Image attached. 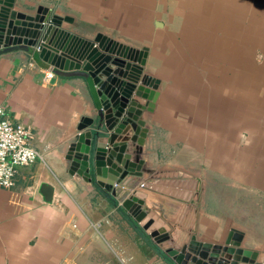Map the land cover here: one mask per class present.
<instances>
[{
  "label": "crops",
  "instance_id": "crops-1",
  "mask_svg": "<svg viewBox=\"0 0 264 264\" xmlns=\"http://www.w3.org/2000/svg\"><path fill=\"white\" fill-rule=\"evenodd\" d=\"M6 5L27 20L60 21L45 26L42 47H0L3 118L28 129L41 155L16 169L13 187L0 188V264H174L122 207L153 175L171 174L163 178L187 182L190 192L198 183V205L184 210L182 230L191 229L200 243L225 246L230 233L222 237L205 216L203 176L212 160L227 168L249 147L254 163L264 166V123L242 112L249 100L247 110L264 118V65L249 61L252 52L264 54V0H0V9ZM96 39L127 55V79L137 78L139 86L146 78L152 92L149 100L132 95L136 105L127 111L146 129L134 154L152 174L141 179L118 183V163L69 154L79 136L103 126V117L85 79L44 78L47 69L70 72L77 62L95 61ZM234 116L240 121L233 126ZM245 128L250 137L243 147ZM146 195V206L175 224L181 203ZM240 243L264 260L259 243L246 234Z\"/></svg>",
  "mask_w": 264,
  "mask_h": 264
},
{
  "label": "water",
  "instance_id": "water-1",
  "mask_svg": "<svg viewBox=\"0 0 264 264\" xmlns=\"http://www.w3.org/2000/svg\"><path fill=\"white\" fill-rule=\"evenodd\" d=\"M59 21L57 17L27 20L18 13L10 12V5H6L0 9V47L3 46L6 52L27 51L28 48L33 49L38 45L42 47L40 39L45 26L54 25ZM102 41L103 39L95 40L98 43V47L93 51L96 52L95 61H76L80 67L75 71L54 70L60 78H82L88 82L104 122L102 127L97 126L91 132L79 136V144H73L69 154L76 150L84 152V156H89L91 160L93 156H96V159L103 156L107 157L109 162L118 163L122 167L118 183L125 176L141 179L143 173L152 174L142 168L141 161H136L134 154L137 149L135 144H140L141 141L137 138L144 137L146 129H142L141 123L134 120L127 111L130 104L136 105L131 101L132 95L149 100L152 92L147 88L146 78L139 86L137 78L127 79L131 67L125 59L130 58L115 51L114 47L112 50L105 49ZM91 55L92 53L89 57ZM132 69L137 73L140 71L138 67ZM126 87L129 92H124ZM82 144L86 147L80 149ZM129 148H133L130 153ZM85 163L88 164L86 158L83 160V164ZM165 176L153 175L145 179L141 188L134 189L126 197L122 207L156 244L162 246L166 257L174 264H264V260L258 261L259 253L240 248L242 236H236L235 232L229 234L225 246H218L200 243L195 235L191 234V229L182 230L180 219L184 216L186 208L197 207L200 187L197 183L190 192L187 182L169 179L173 177L171 174L166 176L168 179H164ZM146 191L160 193L181 203L182 208L175 224H166L163 218H159L146 206Z\"/></svg>",
  "mask_w": 264,
  "mask_h": 264
},
{
  "label": "rangeland",
  "instance_id": "rangeland-1",
  "mask_svg": "<svg viewBox=\"0 0 264 264\" xmlns=\"http://www.w3.org/2000/svg\"><path fill=\"white\" fill-rule=\"evenodd\" d=\"M249 58H251L249 61L255 65H264V54L258 51L249 54ZM247 102L250 101L246 100L242 104L243 114L248 116L246 118L260 121L262 125L264 118L252 115L246 106ZM231 121L234 126L240 120L234 116ZM247 130L245 128L242 134L240 133L243 136L240 141L244 140L243 147L246 139L250 137ZM236 132L235 137L238 136ZM259 138L260 135L255 140L259 141ZM232 143L236 144V141ZM252 152L250 147L248 150H242L241 156L237 152L238 155L233 156L238 158L232 159V164L227 168L217 166L220 162L216 159L212 160L210 171H206L203 176L205 181L201 200L206 206L205 216L216 223L217 232L222 237L225 233L231 232H235L236 236L246 234L249 240L259 243L256 249L264 252V181H257L258 174L264 172V166L261 163H254L256 160L252 157ZM228 153L231 156L235 150H229ZM240 158L243 159L240 161Z\"/></svg>",
  "mask_w": 264,
  "mask_h": 264
},
{
  "label": "built area",
  "instance_id": "built-area-1",
  "mask_svg": "<svg viewBox=\"0 0 264 264\" xmlns=\"http://www.w3.org/2000/svg\"><path fill=\"white\" fill-rule=\"evenodd\" d=\"M56 77L52 68L44 73L46 81ZM32 135L28 129L14 125L3 118L0 110V188L14 185L15 171L41 160V155L31 146ZM143 184L140 186L142 187Z\"/></svg>",
  "mask_w": 264,
  "mask_h": 264
}]
</instances>
